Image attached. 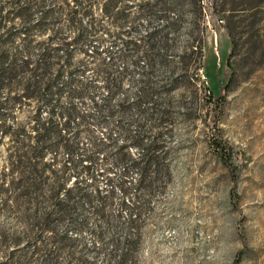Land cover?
<instances>
[{"label":"trees","instance_id":"trees-1","mask_svg":"<svg viewBox=\"0 0 264 264\" xmlns=\"http://www.w3.org/2000/svg\"><path fill=\"white\" fill-rule=\"evenodd\" d=\"M155 7L173 12L169 27L128 36ZM189 8L187 0L142 1L136 11L121 0H0V206L13 209L21 226L13 264H133L137 222L169 178L157 137L182 54L166 60L167 32ZM210 98L216 105L220 94L208 91ZM152 119L150 141L128 131L142 132ZM112 131L125 143L117 146ZM81 132L87 147L78 165L72 156ZM214 140L230 171L231 156ZM98 178L104 193L91 188ZM116 192L124 220L111 208ZM87 213L95 222L82 249Z\"/></svg>","mask_w":264,"mask_h":264},{"label":"rangeland","instance_id":"rangeland-1","mask_svg":"<svg viewBox=\"0 0 264 264\" xmlns=\"http://www.w3.org/2000/svg\"><path fill=\"white\" fill-rule=\"evenodd\" d=\"M142 1L155 0L121 4L136 11ZM187 2L190 8L180 24L167 32L165 50L167 61L182 54V72L176 74L178 83L170 90L157 137L166 149L169 178L137 222L140 241L133 264H264V0ZM173 20L172 11L151 8L149 16L133 21L128 36L167 28ZM208 91L220 94L216 105L207 99ZM156 124L152 119L142 132L128 131L148 142ZM103 133L92 129L97 138ZM110 137L117 146L125 143L121 133L112 131ZM214 139L231 156L230 171L218 160ZM75 142L78 152L72 160L83 164L78 159L80 149L87 147L83 132ZM58 161H66L65 156ZM135 176L131 171L128 180ZM91 188L104 193V180L96 179ZM121 198L116 192L111 208L124 220ZM85 219L86 230L78 232L82 249L83 240H92L95 222L90 213ZM20 232L15 211L0 206V264L18 259L14 241Z\"/></svg>","mask_w":264,"mask_h":264}]
</instances>
